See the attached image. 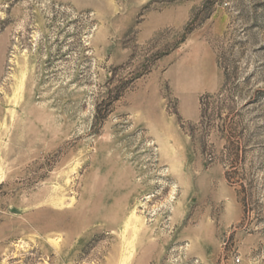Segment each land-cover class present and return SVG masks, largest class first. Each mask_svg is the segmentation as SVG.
<instances>
[{"label": "rangeland", "instance_id": "rangeland-1", "mask_svg": "<svg viewBox=\"0 0 264 264\" xmlns=\"http://www.w3.org/2000/svg\"><path fill=\"white\" fill-rule=\"evenodd\" d=\"M0 264H264V0H0Z\"/></svg>", "mask_w": 264, "mask_h": 264}]
</instances>
